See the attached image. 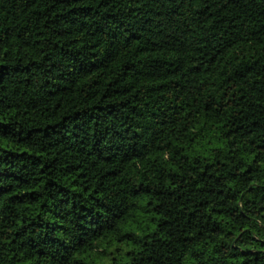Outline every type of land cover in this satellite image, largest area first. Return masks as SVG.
I'll return each mask as SVG.
<instances>
[{"label": "trees", "instance_id": "obj_1", "mask_svg": "<svg viewBox=\"0 0 264 264\" xmlns=\"http://www.w3.org/2000/svg\"><path fill=\"white\" fill-rule=\"evenodd\" d=\"M0 264H264V0H0Z\"/></svg>", "mask_w": 264, "mask_h": 264}]
</instances>
